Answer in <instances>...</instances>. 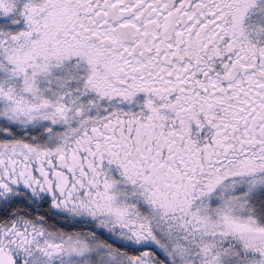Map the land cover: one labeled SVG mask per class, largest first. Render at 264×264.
I'll return each mask as SVG.
<instances>
[{
  "label": "snow or ice",
  "instance_id": "snow-or-ice-1",
  "mask_svg": "<svg viewBox=\"0 0 264 264\" xmlns=\"http://www.w3.org/2000/svg\"><path fill=\"white\" fill-rule=\"evenodd\" d=\"M0 264H264V0H0Z\"/></svg>",
  "mask_w": 264,
  "mask_h": 264
}]
</instances>
